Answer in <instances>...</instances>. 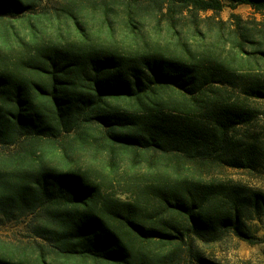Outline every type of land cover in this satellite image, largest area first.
Here are the masks:
<instances>
[{
	"label": "trees",
	"instance_id": "obj_1",
	"mask_svg": "<svg viewBox=\"0 0 264 264\" xmlns=\"http://www.w3.org/2000/svg\"><path fill=\"white\" fill-rule=\"evenodd\" d=\"M143 1L90 26L69 13L53 38L28 15L38 0H0V224L30 217L44 242L32 257L0 241V264H214L198 243L249 241L264 217V192L203 177L261 157L239 131L262 112L264 50L213 16L194 48L174 25L226 1L264 16V0ZM146 8L169 17L165 45L148 41Z\"/></svg>",
	"mask_w": 264,
	"mask_h": 264
},
{
	"label": "rangeland",
	"instance_id": "obj_2",
	"mask_svg": "<svg viewBox=\"0 0 264 264\" xmlns=\"http://www.w3.org/2000/svg\"><path fill=\"white\" fill-rule=\"evenodd\" d=\"M126 0H38V6L28 13L31 21L38 17V24L47 28L50 35L56 37V29L63 30L67 24L73 25L72 21L65 20L69 13H73L77 17L78 22L82 26H90L86 23L89 19L86 16L97 13V17L101 18L102 10L108 7L113 10L111 18L118 15L120 18L124 17L123 3ZM146 7L150 1L146 0L141 3ZM146 13H152V8H146ZM164 8L163 12H166ZM155 17L148 20L145 34L148 41L159 40L161 45H165L166 28L168 25L169 17H164L157 9ZM237 15L239 20H236L232 15ZM213 16L219 21L225 23L224 31L227 33L232 29L237 28V24L241 26V32L248 33L250 31L251 39L258 43L259 48L264 50V16L257 14L249 6H237L235 9L230 7L229 2H224L222 12L215 15L213 12L200 13L199 17L202 22L195 23L192 16L188 12L183 15H176L174 25L175 29L182 33L186 43L191 48L195 47L196 38L193 31L198 25L199 29L207 30L208 25L205 23L206 18ZM174 21V20H173ZM239 21V22H238ZM18 29L24 34L28 31V24L24 21L15 20ZM93 27V26H92ZM97 27V26H96ZM159 27L162 31H159ZM239 36V34L237 33ZM74 36H72V39ZM248 53H252L253 47L248 44L245 47ZM264 72V65H262ZM261 113L257 116L249 128H242L239 135L244 136L248 141H252L251 137L257 138L260 145V155L255 161L254 168L237 169V168H224L221 166H212L208 171L204 172V179H213L227 185H243L250 189L264 192V104H261ZM247 133V134H246ZM71 138H66V142ZM85 157V156H84ZM87 157L84 158V160ZM144 169H137L136 173L140 175ZM116 195L124 198L123 186L115 182L114 189L112 190ZM32 218H24L18 222H10L0 224V241L6 244L14 245L20 248H28L32 257H35L38 252L33 251L40 244L44 242L40 239L34 238L31 233ZM249 235L251 239L244 241L237 237L232 232L225 234L222 239L214 243H198L197 248L200 250L202 257L207 261L214 264H264V217H258L252 223H249ZM187 264H199L191 259Z\"/></svg>",
	"mask_w": 264,
	"mask_h": 264
}]
</instances>
